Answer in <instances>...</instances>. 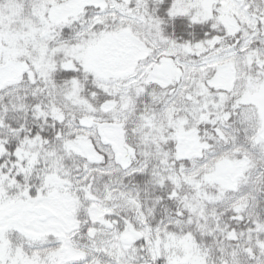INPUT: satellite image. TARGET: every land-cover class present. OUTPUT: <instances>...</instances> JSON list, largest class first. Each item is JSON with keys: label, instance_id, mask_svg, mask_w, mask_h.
Returning <instances> with one entry per match:
<instances>
[{"label": "snow or ice", "instance_id": "snow-or-ice-1", "mask_svg": "<svg viewBox=\"0 0 264 264\" xmlns=\"http://www.w3.org/2000/svg\"><path fill=\"white\" fill-rule=\"evenodd\" d=\"M0 264H264V0H0Z\"/></svg>", "mask_w": 264, "mask_h": 264}]
</instances>
